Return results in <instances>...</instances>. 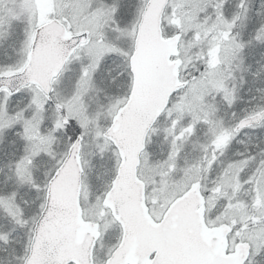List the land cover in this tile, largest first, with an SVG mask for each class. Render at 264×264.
Instances as JSON below:
<instances>
[{"label": "snow or ice", "instance_id": "6c2138e0", "mask_svg": "<svg viewBox=\"0 0 264 264\" xmlns=\"http://www.w3.org/2000/svg\"><path fill=\"white\" fill-rule=\"evenodd\" d=\"M0 264H264V0H0Z\"/></svg>", "mask_w": 264, "mask_h": 264}]
</instances>
